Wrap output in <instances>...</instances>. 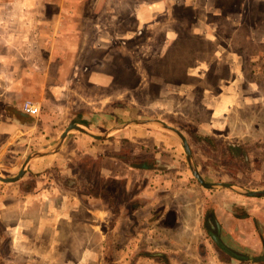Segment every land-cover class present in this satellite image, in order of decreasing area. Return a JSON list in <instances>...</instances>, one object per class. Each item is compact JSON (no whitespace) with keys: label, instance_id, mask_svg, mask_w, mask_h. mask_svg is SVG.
Here are the masks:
<instances>
[{"label":"rangeland","instance_id":"obj_1","mask_svg":"<svg viewBox=\"0 0 264 264\" xmlns=\"http://www.w3.org/2000/svg\"><path fill=\"white\" fill-rule=\"evenodd\" d=\"M78 1L77 6L86 2L80 12L100 9L88 16L93 27L85 25V17H78L79 70L84 66L83 74L90 71L110 77L109 89L103 90L90 88L81 76L77 97H72L80 107L85 101L96 107L108 97L106 110L111 124L156 120L176 127L186 138L194 166L207 183L230 180L229 173H236L235 168L251 173L253 168H264L262 160L250 168L242 158L238 162L230 158L240 143L256 159H264V0ZM220 90L228 94L244 91L245 95L238 111L225 109V122L230 121L229 116L234 121L215 130L212 109ZM125 137L122 140L130 147L123 152L128 164H156L152 157L159 150L172 161L174 174L180 173L179 179L172 176L178 181L173 188L177 196L163 191L158 196L160 203L168 206L161 209L168 213L167 219L164 217L153 234V221L144 222L153 213L148 207L137 212L136 217L143 222L139 225L124 217L118 222L115 216L109 224L96 223L94 230L103 232L104 239L96 232L92 239L89 232H82L87 239L79 241L96 255L66 256L68 264H76V259L81 264H264L233 259L207 237L201 225L202 209L204 205L208 210L214 208L228 192L221 187L204 189L192 177L178 140L169 141L162 135L158 147L152 144L146 153L134 156V143ZM159 166L163 168V164L155 166L156 174ZM26 181L28 187L35 185L32 178ZM110 185L111 190L118 189L117 184ZM181 203L189 204L188 214L178 206ZM175 206L182 223L171 215ZM254 208L264 210L261 202H255ZM159 216L157 213L154 219ZM157 249L168 254L155 260L145 256ZM245 249L248 256H258V248ZM6 253L0 227V264H9ZM33 260L30 264H53Z\"/></svg>","mask_w":264,"mask_h":264},{"label":"crops","instance_id":"obj_2","mask_svg":"<svg viewBox=\"0 0 264 264\" xmlns=\"http://www.w3.org/2000/svg\"><path fill=\"white\" fill-rule=\"evenodd\" d=\"M78 2L0 0V177H15L31 154H43L30 158L22 177L16 182H0V227L6 238V260L9 264H30L33 257L39 262L68 264L70 261L67 262L66 256L96 255L90 246L79 245V241L87 239L82 232H89L91 239L96 232L103 240V232L94 230L96 223L102 226L109 224L115 216L118 222L120 217H124L139 225L143 222L136 214L145 207L150 211L153 209L151 217L144 221H153L150 229V234H153L159 230L156 226H160L168 215L166 211L162 213L161 209L168 206L161 204L158 196L162 191L171 197L177 196L173 188L178 181L172 176L179 179L180 173L174 174L170 158L155 150L152 159L156 164L130 165L127 155L123 154L130 147H126L122 140L128 136L133 141L131 154L137 156L138 153H146L152 144L160 145L162 135L166 140L179 141L182 147L174 133L161 128L158 123L162 122L156 120H143L148 123L129 125L111 132L125 122L111 124L108 121V97L96 107L93 103L85 101L83 105L79 101L80 107L77 98L73 100L72 97H77L76 87L81 76L85 77V84L90 88L109 89L110 82L109 75L104 73L93 75L87 71L83 74L84 66L79 70L78 17H85V25L93 27L88 16L96 15L100 9L91 8L83 13L79 9H84L86 2L77 6ZM243 93L228 94L220 90L212 109L215 130H222L223 125L234 121L233 116H229L230 121L225 122V109L233 113L235 109L238 111L243 106ZM26 100L39 105L38 116L23 114L21 107ZM71 124L94 135L106 136L94 139L69 131L61 146L53 151ZM148 133L155 137L151 138ZM235 147L236 155H240H231V160L238 162L242 158L250 168L254 164L259 165L261 160L264 165V159H256L245 150L246 146L237 143ZM159 164H163V168L159 166L156 174L154 169ZM235 169L236 173H229L230 180L222 179L219 183L246 192L264 189V168H253L252 173ZM28 178H32L35 185L28 187ZM112 183L118 185L117 190L110 189ZM224 189L228 194L218 199L219 203L213 208L214 217L224 234L222 240L239 250L253 248L258 241L253 237L251 217L259 222L264 220V210L259 212L254 208L255 202L264 206V196L247 197ZM247 204H250L247 211L250 218L244 219L243 215L233 213L236 207ZM188 205L178 204L183 210L189 209ZM178 206L172 208L171 215L176 216L180 223ZM204 210L205 205L201 212L202 228ZM186 212L189 213L188 210ZM157 213L161 217L154 219ZM149 252V255L144 253L150 260L168 254L158 249ZM75 261L81 264L77 259Z\"/></svg>","mask_w":264,"mask_h":264},{"label":"water","instance_id":"obj_3","mask_svg":"<svg viewBox=\"0 0 264 264\" xmlns=\"http://www.w3.org/2000/svg\"><path fill=\"white\" fill-rule=\"evenodd\" d=\"M145 123H148V121H130V122H125V123L121 124L120 126L114 128V130H111V132L115 131L116 129H122L124 127L129 126V125H142V124H145ZM158 125L161 128H163L165 130H168V131L174 133L178 137V139L180 140V142L182 144V147H183V150H184V154H185V158H186V162H187V165H188V167L190 169V173H191L192 177L203 188L211 189V188L221 187V188L231 189V190H233V191H235L237 193H240L241 195L247 196V197H261V196H264V191L246 192V191H240L239 189H235V188L231 187L230 185L224 184V183H207V182H205L201 178V176H200L199 172L197 171L196 167L194 166L193 159H192V154H191V150L189 148V145L187 143L186 138L181 133V131L178 130L177 128L168 126V125H166L164 123H158ZM69 131H77L79 133L88 135V136H90V137H92L94 139H101V138H103V137L106 136V134H103V135H94L92 133H89V132L85 131L84 129H82L79 126H76V125L71 124L62 133V135H61V137L59 139V142H58V144L56 145V147H55V149L53 151H56L61 146V144L63 143V141H64V139L67 136V133ZM39 155H43V154L41 152H36V153L31 154L30 157H28L26 159V161H25L24 165L22 166L20 172L15 177H12V178H3V177H0V182H2V183H14L17 180H19L22 177L23 172H24L25 165L30 160V158L36 157V156H39ZM215 242H216V244L221 249H223L224 252H226L230 256L236 258V256L232 252H230L229 250L225 249L223 247V245H221L218 241H215ZM237 259L242 260V261H245L247 259L249 261H252L253 263H261V262H264V256L247 257V258H245V257H237Z\"/></svg>","mask_w":264,"mask_h":264},{"label":"flooded vegetation","instance_id":"obj_4","mask_svg":"<svg viewBox=\"0 0 264 264\" xmlns=\"http://www.w3.org/2000/svg\"><path fill=\"white\" fill-rule=\"evenodd\" d=\"M233 157H237L238 155H240V153H238L237 155H235L234 153L231 154ZM250 210V207L247 205H240L239 207H236V209L233 210V213H235V215L239 216V215H243L244 219L250 218L249 214L247 211ZM246 217V218H245ZM251 226L253 228V237H255V239L258 241L256 242L257 244H254L253 248H258L259 252H257L258 256H264V220L259 222V220L257 218H253L251 217ZM203 228L204 231L207 234V237L209 239H211V241L213 242V244L220 249L224 254L228 255L229 257L239 260L237 259V257H250L248 255H250L249 252L245 250H239L236 249L234 247L228 245L224 240H222V237H224V234L222 233V228L221 225L218 223L214 217V213H213V208L208 210L205 209L204 213H203ZM237 230V228H236ZM235 230V231H236ZM225 233L229 234L228 231H225ZM234 235V232H232ZM245 235V234H243ZM215 241H218L221 245H223V247L227 250H229L230 252H232L235 257L230 256L229 254H227L226 252L223 251V249H221ZM236 246L240 247L239 245L236 244ZM257 246V247H255ZM241 248V247H240ZM245 254V256L243 255ZM247 255V256H246ZM242 261V260H241ZM247 261V259L245 260Z\"/></svg>","mask_w":264,"mask_h":264},{"label":"built area","instance_id":"obj_5","mask_svg":"<svg viewBox=\"0 0 264 264\" xmlns=\"http://www.w3.org/2000/svg\"><path fill=\"white\" fill-rule=\"evenodd\" d=\"M21 109H22L23 114L28 116V117H36V116H38V114L40 112L39 105L35 102L30 101V100L24 101Z\"/></svg>","mask_w":264,"mask_h":264}]
</instances>
